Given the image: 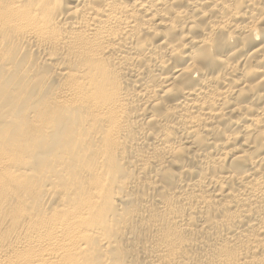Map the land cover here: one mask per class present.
Returning <instances> with one entry per match:
<instances>
[{"label": "bare ground", "instance_id": "1", "mask_svg": "<svg viewBox=\"0 0 264 264\" xmlns=\"http://www.w3.org/2000/svg\"><path fill=\"white\" fill-rule=\"evenodd\" d=\"M0 264H264V0H0Z\"/></svg>", "mask_w": 264, "mask_h": 264}]
</instances>
